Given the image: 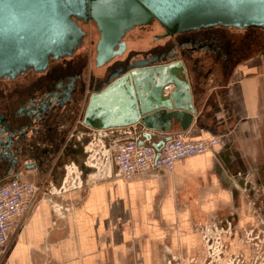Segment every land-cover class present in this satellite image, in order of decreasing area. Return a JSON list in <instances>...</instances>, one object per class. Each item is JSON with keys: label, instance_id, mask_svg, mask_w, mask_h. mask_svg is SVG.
Returning <instances> with one entry per match:
<instances>
[{"label": "crops", "instance_id": "1", "mask_svg": "<svg viewBox=\"0 0 264 264\" xmlns=\"http://www.w3.org/2000/svg\"><path fill=\"white\" fill-rule=\"evenodd\" d=\"M263 60L264 51L245 59L226 81L219 71L193 72L203 83L191 90V121L166 122L152 113L156 131H92L81 127L80 113L72 126L63 123L58 151L52 152L53 141L36 143V152L21 162L33 168L13 172L37 188L35 203L10 236L0 264H202L204 225L258 228L264 219ZM168 94L163 87L161 95ZM129 112L125 100L115 101L105 108V119L115 123ZM174 131H185L191 142L218 143L176 162L169 172L131 180L116 175L115 146L135 141L155 149Z\"/></svg>", "mask_w": 264, "mask_h": 264}, {"label": "water", "instance_id": "2", "mask_svg": "<svg viewBox=\"0 0 264 264\" xmlns=\"http://www.w3.org/2000/svg\"><path fill=\"white\" fill-rule=\"evenodd\" d=\"M153 23L164 30L163 38L216 27L264 32V0H0V80H13L28 72L42 73L52 62L72 57L87 35L84 25H91L96 34L93 67L104 70L124 53V39L129 32ZM184 51L134 61L125 68H116L104 80L103 74L96 75L100 83L88 87V96L71 103V109L77 113L67 124L72 126L80 113L81 127L92 131L132 126L156 131L149 115L152 113L166 122L175 117L191 121L195 114L191 90L203 83L191 75H200L204 69L196 65L195 52ZM211 73L207 70L205 76ZM167 85H172L173 90L162 96L161 90ZM114 100L118 105L125 100L130 114L110 123L105 119V108ZM68 103L65 99L64 105ZM13 119L12 131L0 124V161L4 163L12 157V144L22 149V145H27L35 152L38 148L22 134L25 126L39 119L38 109ZM167 128L161 127L162 134H167ZM168 139L164 137L155 147L157 155ZM89 142L87 139L80 144L79 150ZM33 143L42 141L34 138ZM41 152L44 157V151ZM27 154H13L16 161H10L14 167H6V174L12 172L11 178L18 177L13 173L20 168L16 167L17 160L23 170L33 168V164L21 165ZM76 167L80 172L85 167L83 158Z\"/></svg>", "mask_w": 264, "mask_h": 264}, {"label": "flooded vegetation", "instance_id": "3", "mask_svg": "<svg viewBox=\"0 0 264 264\" xmlns=\"http://www.w3.org/2000/svg\"><path fill=\"white\" fill-rule=\"evenodd\" d=\"M88 26L91 27V25ZM157 27L161 29V32L151 35V40L143 44V48L131 47L125 37L124 53L105 66L100 74L104 75L102 80L116 68H125L134 61L190 50L195 52L196 65L201 66L204 71L221 72V80L226 81L233 70L245 59L258 56L264 51V33L258 30L236 32L216 27L163 38L164 30L157 23L135 29L140 31L139 37L144 38L150 30ZM95 40L89 41L92 51ZM179 47L182 49H178ZM86 56L85 48L81 47L72 57L52 62L42 73L28 72L13 80H0V124L12 131L15 129L12 123L13 116H26L34 109H38L39 119L32 121L28 127L25 126L22 134L27 137V142L33 145H36L33 143L34 138L43 141L42 143L53 141L51 150L58 151V140L66 132L63 122L73 119L77 113L75 109H71L73 106L71 103L81 100L87 93L88 87H94L100 83L96 74L93 75L87 68ZM57 97L60 100L54 102L52 98ZM65 99L69 102L67 105H64ZM58 105L61 107L56 109ZM54 135H57V140ZM22 147L25 150L21 146L13 144L10 146L9 154L12 155V160L16 161L13 154L18 152L25 151L27 155L34 152V149L27 145ZM42 150L45 152L44 149ZM76 150L77 148H74V152ZM10 159L6 163L0 161V184L12 177V172L9 175L5 172L6 167H14ZM18 161L16 167H20Z\"/></svg>", "mask_w": 264, "mask_h": 264}, {"label": "built area", "instance_id": "4", "mask_svg": "<svg viewBox=\"0 0 264 264\" xmlns=\"http://www.w3.org/2000/svg\"><path fill=\"white\" fill-rule=\"evenodd\" d=\"M172 90V85L164 87L166 94ZM217 143V138L191 142L185 131H174L161 147L159 155L154 148L135 141L120 144L113 149L116 175L131 180L169 172L176 162L209 152ZM36 192L37 188L32 183L18 177L0 184V257L8 250L10 236L23 227V220L35 203ZM259 225L258 228L236 231L204 225L199 230L205 252L202 264H264V219L259 220ZM232 240L235 241L233 244ZM250 245L253 247L251 254L248 251ZM193 261L191 259L190 264Z\"/></svg>", "mask_w": 264, "mask_h": 264}, {"label": "rangeland", "instance_id": "5", "mask_svg": "<svg viewBox=\"0 0 264 264\" xmlns=\"http://www.w3.org/2000/svg\"><path fill=\"white\" fill-rule=\"evenodd\" d=\"M83 29L87 32V35L84 38L83 44H82L81 47L82 48H85V50H86V54H87V56H86L87 68H89L91 70V72H92L93 75H95V74L96 75H100L102 73L101 71H103V70L102 69L101 70L94 69L93 63H92V56H93V53L92 52L93 51H92V47H89V41L90 40L93 41V40L96 39V34L94 32V28L92 26L89 28L88 25H84L83 26ZM228 30H232V29H228ZM232 31H236V30H232ZM158 32H161V29L159 27H157L156 29L150 30V33H147L144 36V38H141V37H139V34H141L140 31L138 29H134V30H132L131 32H129L126 35V39L130 43V46L131 47H134V48H143L144 47L143 44H147V42L151 40V35L156 34ZM236 32H238V31H236ZM139 41H141V42H139ZM263 63H264V60H263ZM252 248H253L252 246L249 248V250H248L249 251V254H251ZM204 258H205V252H204V255H203L202 262H203Z\"/></svg>", "mask_w": 264, "mask_h": 264}, {"label": "trees", "instance_id": "6", "mask_svg": "<svg viewBox=\"0 0 264 264\" xmlns=\"http://www.w3.org/2000/svg\"><path fill=\"white\" fill-rule=\"evenodd\" d=\"M258 31H260V30H258ZM261 32H262V31H261ZM262 33H264V32H262ZM95 41H96V40H95ZM95 41L93 42V45H94Z\"/></svg>", "mask_w": 264, "mask_h": 264}]
</instances>
